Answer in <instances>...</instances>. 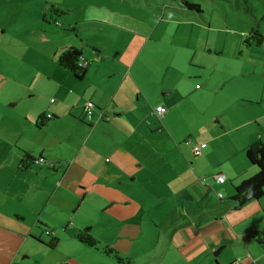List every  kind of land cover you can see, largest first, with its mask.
Segmentation results:
<instances>
[{
    "label": "crops",
    "instance_id": "1",
    "mask_svg": "<svg viewBox=\"0 0 264 264\" xmlns=\"http://www.w3.org/2000/svg\"><path fill=\"white\" fill-rule=\"evenodd\" d=\"M190 11L178 3L171 16L138 23L141 33L92 15L36 26L47 33L37 50L51 57L41 75L48 96L33 101L16 80L0 99V264H122L104 246L133 264H264L255 237L264 195L233 199L259 171L245 150L264 141V41L247 44L248 28L211 48L208 32L184 33ZM72 46L87 62L82 78L58 63ZM25 152L35 159L28 168ZM86 228L99 248L76 237Z\"/></svg>",
    "mask_w": 264,
    "mask_h": 264
},
{
    "label": "rangeland",
    "instance_id": "2",
    "mask_svg": "<svg viewBox=\"0 0 264 264\" xmlns=\"http://www.w3.org/2000/svg\"><path fill=\"white\" fill-rule=\"evenodd\" d=\"M189 1L199 4L201 11L191 10L190 14L180 16L187 20V23L181 27L186 34L193 31L198 35L202 31L203 36L208 32L211 48L221 50V43L224 42L225 37L229 40L238 39V35L233 36L236 32L251 28L250 32L248 31L250 34L253 29L259 30L258 23L262 22L264 26V0ZM178 3L183 4L182 0H0V69L6 76H11L0 77V85H2L0 99L7 102L13 86L8 87L16 80L26 82L18 89L20 94H27L31 100L42 102V98L48 96L49 90L44 87L46 80H41V75L47 65L49 66L51 57L42 55L37 50L42 33H47L42 27H36L42 26L45 19L47 21L50 17H54L61 22L60 18L87 15L96 16L110 23L123 19L133 24L130 32L141 33L142 29L138 28V23L141 25V21L148 23L171 16ZM52 5L66 12L73 9L75 14L56 16L50 9ZM198 20L206 25V30H201L196 25L195 22ZM154 46L151 44L150 48ZM26 51H29L28 57L24 58L21 55ZM160 65L162 64L158 66ZM12 67L18 71L10 75ZM163 75L164 73L160 74V80L163 79ZM31 80L33 85L28 88L27 82ZM199 84L202 85L201 82ZM14 109H20V104ZM74 134L81 135V133ZM74 138L72 136L71 140Z\"/></svg>",
    "mask_w": 264,
    "mask_h": 264
},
{
    "label": "trees",
    "instance_id": "3",
    "mask_svg": "<svg viewBox=\"0 0 264 264\" xmlns=\"http://www.w3.org/2000/svg\"><path fill=\"white\" fill-rule=\"evenodd\" d=\"M182 2V5L188 9L201 11L200 5L197 3H193L188 0H182ZM50 8L54 14L58 15L61 13H65L63 10L54 5H52ZM251 41L262 43L264 41V35L259 30L253 29L245 40L247 44H250ZM82 59L83 57L81 50L77 47L72 46L60 53V55L58 56V63L60 66L73 72L76 77L82 78L86 73V65H80ZM47 119L49 118H46L45 115H42L39 119V125L41 127L45 126L47 124ZM245 151L249 161L252 164L258 166L259 171L256 175L242 181L235 187V194L233 199L240 205L254 199L258 200L264 195V141H262L261 139L255 141L254 143L249 145ZM34 161L35 159L32 157V155L28 152H25L24 158L21 162V167L28 168ZM76 237L81 242L86 243L91 247L99 248V241H97V239L93 236L90 228L78 231L76 233ZM255 237L257 238V241L264 247V232H255ZM58 243V238H52L48 242V245L54 248L58 245ZM102 250L105 254L114 257L118 262L122 264H133L129 258L122 257L119 252L111 246H104Z\"/></svg>",
    "mask_w": 264,
    "mask_h": 264
},
{
    "label": "built area",
    "instance_id": "4",
    "mask_svg": "<svg viewBox=\"0 0 264 264\" xmlns=\"http://www.w3.org/2000/svg\"><path fill=\"white\" fill-rule=\"evenodd\" d=\"M87 64V62L82 59L80 65L82 66H85ZM55 100L52 99V102H54ZM93 108H94V104L92 102H88L85 106V112H86V118L89 119V120H92L93 118ZM167 111L166 108H164L163 106H160L157 108V113L160 114V115H163L165 112ZM51 116V115H50ZM49 116V117H50ZM202 151V146L201 145H196L195 148H194V152L195 154L199 155ZM40 161V160H39ZM41 161H43L41 159ZM216 180L218 183H224L225 180H226V177L223 175V174H218L215 176ZM220 197H222V194H219ZM48 234L50 233V231H46ZM240 262H242V260H237L235 262V264H239Z\"/></svg>",
    "mask_w": 264,
    "mask_h": 264
},
{
    "label": "water",
    "instance_id": "5",
    "mask_svg": "<svg viewBox=\"0 0 264 264\" xmlns=\"http://www.w3.org/2000/svg\"><path fill=\"white\" fill-rule=\"evenodd\" d=\"M221 250H222V248H219V249L215 252V254L218 255V254L221 252Z\"/></svg>",
    "mask_w": 264,
    "mask_h": 264
}]
</instances>
